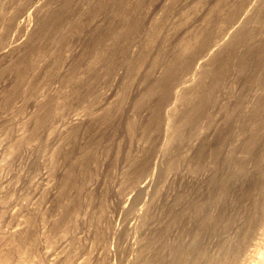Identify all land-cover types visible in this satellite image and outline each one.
Returning <instances> with one entry per match:
<instances>
[{"label":"rangeland","instance_id":"1","mask_svg":"<svg viewBox=\"0 0 264 264\" xmlns=\"http://www.w3.org/2000/svg\"><path fill=\"white\" fill-rule=\"evenodd\" d=\"M24 1L26 3L25 12L26 13L30 12L29 16L25 17V20H24L25 29H22V31L17 30V29L14 31V29L13 30L11 29L3 39L2 35L4 31L2 30L3 29L2 27L5 24V18L3 17L4 14L5 15L6 14L8 15L9 13L11 14L13 9L15 10V8H17L15 6H19V4L23 3ZM63 1L64 2L67 1L68 3H67V12L61 24L62 29L60 28L55 29L52 27L47 28L46 29L47 34L45 33L43 36L45 38L40 37L41 39H38L37 41H35V44H37V48H36L37 51L35 50L36 52H34L33 57L26 58L25 61L22 62V63L24 62L26 63L27 61V67H26L27 69H26L25 74L21 76L19 74L18 69L13 67V63H16L17 61H19L17 59L19 50L25 47L31 41L32 34L35 33L37 29H39L41 20L45 19V17L43 16L45 15L47 16V13L48 12L52 13L53 10H54L53 13L58 11V8L60 9L59 7L60 2H63ZM83 1L85 2L86 0H0V7H2L1 8L2 12L4 13L5 11L4 14L2 13L0 14V17L3 15L0 18L1 20H3V21H0V26H1L0 27V37H1L0 51L4 49L6 50V48L8 49V46H4V48H1L2 43H3L2 44L3 46L5 43L14 44V42H15L14 45H16L18 42L16 47L14 46L6 50L7 55L6 54L1 55L2 51L0 52V212L1 211L3 212L2 213L3 215L0 213L1 214L0 220L3 221V223L0 222L1 224L0 229L3 228L1 229V231H4V234L8 233L7 234L8 236L11 234V237L12 236L17 237L16 234H19L20 232L19 227L20 228L22 226L24 227V221H23L24 217L22 216H25V214L31 215L30 218L32 219V223L29 226L31 228L33 226L34 227L32 230L29 228L30 231H32L29 233L30 235L34 233L35 236L32 234L33 238L29 237L30 239H32V242L28 244L27 242H25L26 244L24 243L23 245L24 246L23 250L25 249V247L26 248L29 247V249H31V251L28 249L31 253L30 252L25 253L27 254V257L29 256L30 258V260H28V264H82V263L91 264V262L93 261L94 262L92 264L96 262H98V264H104V263L106 264V261H107V264H135L137 263V261H139L138 259L140 258L138 257L139 255L136 253V251L138 250L140 251L142 247L145 248V245H143V243L148 236L152 237L151 235L155 236L157 233L159 235L161 234L160 232H162L163 228L160 227L159 225H161L162 223H165L169 226L168 228L172 227L173 230L175 229L174 231L169 229L168 232H166L163 236L165 239L168 237H169L168 239L173 238V236L175 235L177 231L176 224L173 223L174 224V227H173V224L172 225L170 224V220L168 218L169 215L166 214L168 216L167 218H165L166 215H164L165 213H169L167 202H169L168 200L172 198L171 195L174 196L176 193L178 192L180 193L184 191L183 193H185L184 195L188 199V196L191 197V195L193 196L195 195L196 188L199 186V184L200 186L203 184L201 187L205 188L206 181L209 178L208 175L212 173V166H213L212 158L208 154H205L201 162L203 164V166H201L203 170L200 167L199 170L200 169L201 170L200 171L197 170V172H192L190 170L189 164L191 165V163H193L192 161H193L194 154L196 153L195 151L198 148V146L201 145L202 143L201 141L205 140L206 143H213L214 140H216V135L220 131H224L228 134L225 143L221 147L222 152L226 155V153L229 152L228 150L229 149L231 150L233 147L234 149L232 150H234V155L236 157L242 158L247 163V167L250 170L254 167L253 166L254 164L253 156L248 153H243L241 151V148L238 147V145L241 146V143L244 140L243 132L241 130L242 128L241 123L244 120L243 116L248 114V110L252 106V103L255 101L258 94L264 93V91L263 89L259 88L260 84L255 80V78H249L245 80L246 76L244 74H239L237 70H234L236 69V67L233 68L232 64L230 68L226 71L225 76L222 79L221 83L214 91V101L211 104L209 103L206 106L207 108L206 114L201 115L194 123H190L187 126L185 125L181 129V131L183 132V138L175 142V144L171 148L172 151L170 150L169 152H165L163 148H161L162 147L161 143H162L163 135H164L162 131L161 132L158 131L159 133L156 132L158 135H154V136L153 135L151 136V134H149L148 138H143L140 133V123L144 122L145 120H150L151 118L150 111L153 106V103H155L156 99L158 98V93L155 92L150 97L144 96L143 97L144 103H142L143 105L141 106L133 105L134 101L140 96V93H142L145 86L151 83L154 78H157L161 74V71L163 68L161 66H163V62L164 63L168 62L167 60H169V57L171 59L172 54H174L177 51L176 44L181 39V37L185 36L186 34L190 33L196 28L201 29L210 24H214V19H217L218 21L217 20L215 21L220 23L223 19L221 15L224 16V14H222L221 12H226L225 10H227V8L229 7V4L233 3L235 0L234 1L233 0H141L144 2V5H145V8L139 14L143 22L142 26L140 27L138 31L131 34L130 35L131 37L129 36V39L124 43V45H126L127 43V45L130 46L129 47L130 49H128L127 48L128 46L126 45V50L124 52L123 51L119 52L118 54L119 57L117 58L119 59L120 62H117L118 60L116 58L117 61L111 65L114 67V69H112L113 68L112 67L110 69L104 68V71L102 68L98 70V74L96 75L95 87L94 86L92 87L91 92L88 90L89 92L86 91V93H82L85 91L83 89L82 92L81 91L78 92L80 95L77 96L75 93L72 96V93L70 92L71 91L73 92L74 86H77V85H73L72 83H69L65 80L69 72L72 71L76 77L80 76L81 79H82V76L83 78H86L89 75L93 76L90 73L91 70H89V67H88L90 60L92 58L91 57L92 55L90 53L84 52L85 50H83L84 45H85L84 42L86 40L85 38L87 36V32H86L87 31L86 22L88 21L87 16H89L87 15L89 8L88 6H85ZM94 1L96 2V0ZM217 1H222L224 3L221 5V9L215 8L214 3H216ZM37 6H40V8H38L37 14H36L34 12L35 11L34 8H36ZM96 8L97 7H91L89 11H92V10L96 11ZM76 12H86L79 20L78 22L79 26L77 25V28H75L73 24L69 23L72 20H77L73 18L72 16L73 14H75L74 17H77V16L79 17V14ZM212 12H215L213 16H212ZM83 29H85V31ZM256 29L258 31V34L252 39L254 43H256L259 39L264 38V20L259 21V23H257ZM148 31L151 32L150 40L146 39V37L148 36ZM82 39H85V40H82ZM124 45L122 44V46ZM38 47H40L41 49L40 48L38 49ZM242 49L243 48L240 47L239 51ZM3 55L5 56L4 58H2ZM35 58H36V61H35ZM201 60H203L202 57L197 58L194 61L193 68L187 74H185V77L188 76L187 77L189 79L188 85L190 87L194 86L197 82V77L194 78L192 74L195 69L200 67V63L198 64L197 62ZM33 61H34V64L36 65L34 64L30 65L32 64ZM157 62H159V64ZM263 63H264V58H263ZM88 71L90 74L88 73ZM89 77H87V79H89ZM31 87H32V90H29L31 89ZM31 93L34 95H32ZM135 95H137L136 98H135ZM240 95H242L241 98H239ZM44 100H48V101L50 100V102L54 100L53 103L55 102V104L57 105H60L62 101H69L70 103L68 106L70 108H67L68 106H66L65 112L63 115H60V114L59 115L56 114L58 116L52 115L53 117L51 116V118L53 120L49 118L50 120L48 121H51L48 123L49 125L46 124L45 127L40 128L41 130L40 131L38 130V132H36V138L38 139L39 137V140H37L34 137L35 139L33 138V140L32 139L28 140L29 142L28 141L25 142L22 138L20 139V140H23L21 144L23 143L24 144L23 145L20 144L21 146L20 145L18 146L20 148L17 147L20 150L18 149L16 150L15 148L14 149L15 151L12 150L13 153H11L10 145L20 137L25 138V136H27L29 133L28 131L31 132L35 128L36 116L43 114V111L39 110L37 106H39L38 104ZM173 100L174 98L170 96L167 102L165 103L166 105L164 104L163 108L165 109L166 107L176 104ZM239 100H240V106L237 107L236 109L235 104ZM84 107H87L86 109L90 110L94 114H90V116L87 117L88 113H86L87 116L86 114H84L85 113ZM105 107L107 108V110H109L110 115L108 117V120L106 122H103L104 119H102L100 115L103 112H105V109H106ZM103 108L105 109L103 110ZM80 114L82 115L79 116ZM225 116H228L230 118L229 122L223 121ZM70 118L72 120H70ZM73 118L74 119H78V118L84 119L85 118V119L82 121V123H80L81 124L80 126L79 125L77 126V129L72 134L73 135L72 139H70L68 143H63L64 138H61V137L66 136L67 134L66 128L68 129V127H70V124L68 121H70V123H73V121H75ZM91 118H94V120L91 121L90 120ZM127 118L131 119L133 122L136 121V123L138 124L137 126H139L137 127L136 132L133 135L127 132L126 130L125 121ZM51 123L52 125L54 124L55 128L52 127ZM250 125L257 126V127L263 126L262 124H260V122L256 121L255 119L251 120ZM51 129L53 130L56 129L57 131L54 132ZM60 131L62 133H60ZM51 132L53 133L51 134ZM150 139L155 144L153 145L150 144V143H153L151 142ZM59 141L62 142L63 144H60ZM65 141L67 142L66 139ZM70 143L78 145L81 148L83 147V148H88V149L86 152L80 153L79 151L83 149L79 147L76 148V146H73V144H70ZM257 144L259 145V147L262 146V149H264L263 148L264 138L260 137L258 139ZM72 147L73 148L75 147L76 149L75 148L73 149ZM54 148H58L60 150L59 151L60 153H57V155H55L57 156L55 157V159H57L55 162V168H54V165L51 164L52 155H53L52 153L53 151L57 150V149L53 150ZM160 148L162 151L161 150L159 151ZM78 149L79 151H77ZM143 149H146V150L150 149L149 151H151V152L148 151V153L150 154V167L151 165H153L154 167L155 164H157V166L158 164L160 165L159 171L157 172L158 169L155 170V172H157L158 174H162V175H159L160 177L156 176L155 175L156 173L154 174L155 176L152 175L154 173L153 167L149 169L151 170L149 171L151 175L149 176V174H147L148 177L154 176L153 179H151V181H149L150 178L147 179L149 184L147 183L148 186L146 188L148 189V192L149 193L152 192V194H154L153 197L154 198L156 197V198L153 199L151 193L150 194L148 193L150 195L149 196L145 192L147 191L145 189V191H143V194H141L142 196L140 195L141 197L138 196L137 198L139 203L136 200L135 202H132L134 199L133 196L135 197L136 195L134 194L136 190L135 189L132 190V188L125 186L123 193L125 197L126 196L128 197H126L127 200L125 198V202H123L120 205L122 207L119 209L118 207L120 206H116V199L114 197H110L111 194L106 196L107 206L109 207L108 204L111 205L109 208L107 207V213L109 214V212L113 213L115 210L117 211H115L113 214L111 213V215L107 214L108 216L107 220L104 221L103 219V221H101L103 223L97 222L96 219L93 220V223H92L94 224L95 222V225H94L95 227L101 224L110 225V226H107V225L104 226V227H107V229L108 227L109 229H111V227L113 226L112 229L107 232V234L111 232L110 234H108L109 236L106 235L109 241L107 240L106 237H105L106 240L105 238H100V240L95 239L96 238V234L94 233L95 228L93 230L92 228L93 225H91V223H89L88 220L87 221L84 220L83 217L79 219L81 221V224L79 221L77 225L78 228L75 227L74 228L75 231L74 230L72 231L74 232V235L72 233V236L74 237L71 236L70 231H67L68 235H66L67 234L66 232H65L66 234L64 235V232L63 231L61 232V230L63 229L62 227L64 226V221H63L64 219H61V218H63L64 216V213H65L64 211L66 212L68 211L67 209L65 210L64 206H66L67 204L66 201L68 200L69 194L72 193V190L69 191L70 190L69 187L67 188L65 187L64 189L63 188L64 185H63L62 191H61L60 183L62 182H60V180L62 181L61 177H63L62 175L64 173L63 171L66 172L67 168L69 167V162H70L69 158L71 160L73 159V161L74 159H77L80 155L82 158H85L83 164L74 167V170L75 169L77 170L75 172V175L79 177L83 172L82 166H84L85 170L87 172H91V174H93L94 176V178L92 179L93 182L90 183L91 186L90 184H88L90 186L89 188L87 186V191H89L90 189V191H95V193L97 192L96 194H98V191L101 189V191H99V193L101 194V192H103L104 190L110 191L111 188H112L111 190L112 192L115 188L113 186L114 185L116 186V183L121 184L123 172L126 170L125 167H122V166H126V164H124V161L126 162V158H125L126 154L129 153V155L131 154L130 156H134L136 154L141 155ZM8 151H10L9 154L11 157L8 156ZM15 152H18V153H15ZM161 153L162 154L165 153L164 155H167V156L161 155ZM12 154H14V156H12ZM168 155H171V157H169L170 158L169 160L166 159L168 158ZM66 159H68L69 162ZM166 160H168V162ZM160 161L165 162V163L164 164L160 163ZM171 161L174 163V167L172 168V170L170 169L169 172L164 171V170L168 171V169H165L166 168L165 166H166V163L168 164ZM65 165H66V169H63L65 168ZM157 166H155L154 169H156ZM52 167L54 169V173H53ZM58 167L59 168L61 167L60 170ZM161 167L162 168L165 167V168H163L162 170ZM263 167H264V164H263ZM120 168L122 169V171ZM225 169L226 167L223 166L219 172L223 173ZM56 171L57 172L60 171V172L57 173ZM190 173H192L191 174L192 176L190 175ZM55 174L59 175V178H61V179L58 178L59 181H57L58 176H55ZM193 175L197 177L195 176L193 177ZM196 178L198 179V181ZM96 179H99V180H96ZM187 179L188 181L189 180L191 181V183L189 181L191 185L186 183ZM240 180H242L245 183L244 185L246 189L243 185V182L242 181L240 182ZM240 180L237 182L238 184L236 183V185L234 186L237 188L236 189L233 188L235 190L231 191L232 196L236 195L234 196V199L236 198L237 200L236 192H238L240 189L243 192H246V190H251L250 191L251 196L241 197L242 198V200L240 201V204L242 203L241 206L238 203V201H235L234 199H232L233 197L230 196L231 193L228 195L229 198L232 197L230 198V201H228L229 198L227 196L226 206L229 204L228 206L229 208L226 207L227 213H231L232 209L235 206H238L237 209L241 208L238 211L239 213L237 211L234 212L233 210V212L236 215L235 217H237L238 221L236 220L234 222L235 225L233 223L232 224L233 226L232 225L230 226L235 227V228L228 226L230 227V229L232 228L233 231L234 230L236 231L234 232L232 231L233 233H230L231 231L229 230L228 227L221 228V230L220 229L217 230V233L215 231H207L206 234H204L206 235L205 237L206 242L209 241L210 243L211 242L214 243L219 238L218 237L219 235H221L220 237H225V235L226 237L230 235L235 236L238 233L237 232L238 225L239 224L241 225V223L245 221L244 217L246 216H245V213H243L245 206H247L246 207L247 209L250 208L254 196L256 197L261 194V196L264 197V190L263 188H261L263 186V181H260L262 186L260 183H258V186L255 187L256 189L255 188L250 189V187L253 184L251 183L252 181L250 179L241 178ZM193 181L195 184L193 183ZM100 182H102V184ZM239 182L242 184H240ZM92 186H96V188L99 186V189L97 190ZM182 186L186 187L187 190L188 189L191 190L193 187L195 186L196 187L194 188L195 190L192 189L191 191L193 192H191L189 190L187 191ZM238 186L240 189H238ZM50 187L52 188L51 191H50ZM116 187L118 188V186ZM126 187H127V190L125 189ZM56 188H58V190ZM160 188L161 190H159ZM165 189L168 191L171 189L169 191L170 193L168 192V195ZM172 189L174 192H171ZM179 189H181V191ZM154 190L156 194L157 193L162 194L163 191L166 192V194L165 193H163L162 195L158 194L160 198L163 199L162 200L163 202L161 201V199L159 201V196L158 197L157 195L155 196ZM176 190L177 191L179 190V191L177 192ZM59 191H61L62 194ZM4 192L7 194H5ZM49 192H51V194ZM68 192L70 193L68 194ZM187 192L188 193L191 192V194L188 195L186 194ZM206 192L207 190L205 189V193ZM233 192H234V195H233ZM238 193L240 195L242 192L240 193L239 191ZM3 194L7 195L8 198L5 195L3 196ZM146 194L148 195V197ZM164 194L167 196L166 198ZM26 195L28 197H26ZM24 196L26 198H29L30 201H28L29 199H24ZM81 196H83V194H81ZM81 196L80 198H83ZM5 198L9 201L6 202L7 200ZM186 198L183 200H186ZM247 198L249 201H247ZM250 198H251V203L249 204ZM4 199H5L6 204L3 203ZM110 199L113 200V202H111ZM128 199L130 202L135 204V207H134V204L131 206L129 202L128 204H126ZM148 199H150L151 201L153 200L154 202L158 200L160 203L157 201L155 203L152 202L153 204H151V201L149 202ZM165 199H167V201ZM58 200H60L61 203H59ZM231 200L233 201L231 202ZM23 201L25 202H24V205L21 207V205L23 204L22 203ZM146 201H148L149 203H147ZM165 201H166V204H165ZM246 201L248 203H246ZM136 202H137V205H139L138 206L139 210L141 208V211L138 210V207L136 206ZM236 202H237V205H235ZM25 203H29V208L30 207L31 208L30 209L27 208L28 204L26 207ZM113 203L115 205H112ZM186 203L187 202L185 201V203H183L184 205L183 204L182 205L185 206ZM263 203H264V200H263ZM148 204L150 205V207H149V210H147V212L149 211L148 213L151 216L153 212L154 213L159 212L155 214L156 218L154 217V219H152L153 217H150L152 219V222L154 221L155 225L149 219H148L149 221L147 220V222L150 224L144 223L143 225H139L141 221L139 218L137 220L136 217H139L138 216L139 212L140 213L144 212L143 210L146 208V205L148 206ZM230 204L232 205V207L234 204V207L233 208L230 207ZM58 205H61V207ZM127 205L130 207H127ZM153 205H155L154 207L156 208H153ZM157 205L159 206L157 207ZM211 205H210L211 206L210 210L212 208H213L212 210H215L214 205L213 204ZM24 206L25 208H27V210L24 208ZM162 206L164 207L166 206L167 212L165 211L166 208ZM210 206H207V207L209 208ZM242 206L244 207L242 208ZM59 207L61 209H64L62 210L63 216H61L62 212ZM112 208L115 210H113ZM123 208L126 209L127 211L126 214L128 213L129 208H130L131 210L130 212L134 215V217L133 215L131 216L128 215L130 212L127 214L128 216L126 214H123L122 212H125V209L123 210ZM161 208L163 209V211H165V213L162 211ZM109 209H112L113 211ZM158 209H160L161 211ZM216 209H218V206H216ZM234 209H236V207ZM21 210L26 213H24V215L21 214L22 213ZM29 210H30V213L28 212ZM134 210H136V212ZM151 210L153 212H151ZM33 213L34 214L36 213V215H34ZM135 213H137L138 215L137 214L135 215ZM240 213L241 215H244V216H240L239 215ZM159 214L161 217L158 216ZM32 216H34L35 218ZM36 216L38 218H36ZM58 216H61V217H58ZM110 216H112V218ZM123 216L124 217L126 216L125 218H128V219H125V221L122 220L124 219L122 218ZM162 216L168 222H165V219ZM56 217L57 219L58 218L59 219L57 220ZM131 218L133 219L132 221L133 225L130 224L131 221L129 219ZM134 218H136L138 223L135 221ZM241 218L243 219L241 220ZM108 219L110 220V223L108 222ZM33 220H35V222ZM85 221L88 222V224L90 225L86 226L87 223H85ZM123 221L125 222V224ZM126 221H128L129 224ZM158 221L159 222L161 221L162 223L160 222V224H158L159 223ZM19 222L23 224L21 225V223ZM70 222L71 221H69L68 223L69 226L71 224ZM96 222L99 224H97ZM33 223H37L36 228H35V224L33 225ZM82 224L85 226V228H83L84 226ZM145 224L148 226H146ZM152 224L154 225L153 228L151 227ZM240 225H239V228H240ZM79 226L81 227L79 228ZM155 226L157 228H155ZM122 227L124 229H127L125 231H128V232H125L124 229H122ZM147 227L148 229L146 230ZM12 228L16 229L18 232L15 231L16 232L15 233ZM34 228H35V231H34ZM149 228L151 229L150 231H148ZM4 229H7L6 232ZM53 229H55L56 231ZM138 229H141V230H138ZM9 230H12L15 236ZM88 230H89V233L91 234L88 233L89 237H86ZM119 230L120 231L122 230L124 233L122 231H121L122 234L121 232L119 233ZM262 230H264V228ZM262 230L259 231L258 233H261V232L263 233L264 231ZM113 231H117L119 235H121V237L118 236L119 237L118 238L117 237L118 233L113 232ZM138 231H142V232H138ZM143 231H145V233L147 232V234H144ZM36 232H38L39 234ZM172 232H175V233L173 234ZM188 232H190V230ZM188 232L186 233L185 239L187 238L189 240L191 239L190 237L192 233H188ZM1 233L0 235L3 236L4 235L3 232ZM115 233H117V235ZM218 233L219 235L217 236ZM258 233L256 232L255 235L256 236L260 235ZM69 234L72 238H70ZM222 234H225V235L222 236ZM137 235L139 236V238L137 237ZM159 235H156L155 237ZM6 236H5V239H6ZM8 236L7 238L10 237ZM38 236H39V239H38ZM142 236L143 238L141 239ZM260 236H262V234ZM34 237L35 239H37L38 242H36ZM76 237L78 238L76 239ZM91 238L93 239V241ZM164 238L161 239V241L164 240ZM206 238L207 239L210 238V239L206 240ZM5 239L3 236V240H4L3 244H2V239H0V242H1L0 249L1 250L2 249L5 250V248H7L8 246V239H6V242H5ZM71 239H73L76 242L78 240L79 241L78 243H76ZM83 239H85L84 242L81 241ZM139 239H141L140 240L141 243L139 242ZM255 239H257V237H255ZM33 240H35V242ZM158 240L160 241V239ZM158 240L155 241L157 242V244H155V242H152L153 248L159 249V247L157 246L158 244L160 245L162 242L160 243L158 242ZM90 241L94 243V245L92 243L90 244ZM97 241H100V242H98L97 244ZM104 241L106 245L103 248V244H105ZM134 241L136 244L134 243ZM107 242H110V243H107ZM4 243L5 245L6 244L7 245L5 246ZM83 243L84 245L81 248L80 246L76 245L78 244L82 246ZM100 243L101 245H99ZM72 244L74 247L72 246ZM2 245H4V247ZM26 245H29V246H26ZM90 246L91 247L97 246L98 249L97 247L91 248ZM76 247L77 249L78 248L80 249H78V251H75L76 249H73V248H76ZM89 247L91 250L89 249ZM101 247L104 250L106 249L107 251L105 250L103 252ZM250 247H252V245ZM82 248L87 249V251L88 250L91 251V252L86 251L87 253L90 252L89 253L90 255L86 253L89 258H87L85 254V250ZM33 249L35 250L33 251ZM132 249H135V252ZM73 250L76 252V254ZM79 250L83 251V253L81 251L79 252ZM98 250L100 251L102 250L101 252L103 254L102 253L100 254V251ZM15 252L16 251H14V253L11 252L12 255L10 254L11 258L13 259L11 261L9 260L11 263L13 262L15 263L16 262L15 260L18 257V256L17 257L15 256L16 255ZM78 252L80 254L77 255ZM94 252H96V254L93 255ZM148 253L150 254V252L147 251L146 253L147 256H149ZM95 255H98V256L96 257ZM105 255L107 257H105ZM144 255L145 254H143V256ZM81 257H83L81 261H84V262L80 261ZM98 257H100L101 260L100 258L99 260H97ZM105 258L109 260H106ZM132 258H134L133 261H132ZM100 261L101 263H99Z\"/></svg>","mask_w":264,"mask_h":264},{"label":"bare ground","instance_id":"2","mask_svg":"<svg viewBox=\"0 0 264 264\" xmlns=\"http://www.w3.org/2000/svg\"><path fill=\"white\" fill-rule=\"evenodd\" d=\"M23 3H21V4L18 3L19 6H15L17 8H15L13 6L15 8V10L13 9V11H12V9H11L12 12H11V14L9 13L8 15L7 14L5 15L4 14L5 11L3 13L2 9H1L2 7H0V14L1 13L4 14V16L3 15L2 16L5 18V24L2 27L3 28L2 30L4 31L3 35H2L3 39L11 29L12 30L14 29V31L16 29L21 30V31H22V29H25L24 28V26H25L24 20H25V17L29 16L30 12L29 13L25 12V8H26L25 4L26 3H25V1ZM67 3H68L67 1L60 2V6H59L60 9L58 8V11L53 13V11H54L53 10L52 13L48 12L49 14L47 13V16L46 15L43 16V17H45V19L41 20L39 29H37L35 31V33L32 34L31 41L25 47H23L22 49L19 50L18 57H17V59L19 61H17L16 63H13V67L18 69L19 74L21 76H23L25 74L26 69H27L26 68L27 67V61H26V63L25 62L22 63V62L25 61L26 58L33 57L34 52L37 51L36 50L37 44H35V41H37L38 39H41L40 37L45 38L43 36L46 33L47 28L52 27L55 29H59V28L62 29L61 24H62V21L65 17L66 12H67ZM84 4H85V6H88L89 9L91 7H97L96 11H94V10L89 11V9H88L87 15H89V16H87L88 21L86 22L87 23V26H86L87 36L85 38L86 40L82 39V40H85L84 49L83 48L82 49L85 50L84 52L90 53L92 55L90 63H89V65L88 64L87 65L89 67V70H91L90 73L93 76L89 75L91 78L89 76H87V77H89V79H87V77L83 78V76H82V79H81L80 76H78V75H77L78 77H76L72 71L69 72L68 75L66 76L65 80L69 83H72L73 85H77V86H74V91L70 92V93H72V96L75 93L77 96L80 95L78 92L79 91L82 92L83 89L85 91L82 93H86V91H88V90L91 92L92 87L93 86L95 87L96 75L98 74V70L100 68H102L103 71H104V68L110 69L113 67L111 65L114 64L117 60H118L117 62H120L119 59L117 58V57H119L118 54L120 51L124 52L126 50L127 43H126V45H124V43L129 39V36L131 34L138 31L140 29V27L142 26L143 22H142L139 14L145 8L144 2L141 0H134V1L133 0H96V2L94 0H86L84 2ZM161 4H162V2H161ZM214 4H215V8L221 9V5L224 3L222 1H217ZM40 6H37L36 8H34L35 9L34 12L36 14H37V10H38V8H40ZM224 10H222V11H224ZM28 11H29V9H28ZM39 11H40V9H39ZM77 11H79V10H77ZM83 11H84V9H83ZM225 11L226 12H221L222 14H224V16L221 15L223 17V19L220 23L217 22L218 21L217 19H214V24H210V25L203 27L201 29L196 28L193 31H191L190 33L181 37V39L179 37L180 40L178 39L179 41L176 44L177 45V49H176L177 51L174 54L171 53L172 54L171 59H170V57H169V60L166 59L168 62H166V63L163 62V66H161V67H163L161 74L157 78H154V79L152 78L153 79L152 82L149 80L151 83L146 85L145 88L143 87L144 90L142 91V93H140V96L133 103L134 106H141V105H143L142 103H144V101H143L144 96L150 97L155 92L158 93V98L156 99L155 103H153V106H152L151 111H150L151 112L150 120H145L144 122L140 123V133H141V136L143 138H148L149 134H151V136L152 135L154 136V135H158L157 133L162 131V133L164 135H163V140L161 143L162 144L161 148H163V150L165 152H169L170 150L172 151L171 148L175 144V142L180 140L181 138H183V132L181 131V129L185 125L187 126L190 123H194L201 115L206 114V112H207L206 106L209 103L211 104L214 101V91L219 86V84L221 83L222 79L225 76L226 71L230 68L231 64H232L233 68L236 67V69H234V70H237V72L239 74H244L246 76L245 80H247L249 78H255V80L260 84L259 88L263 89V91H264V63H263L264 38L259 39L257 42L255 41L256 43H254L252 41V39L258 34V31L256 29L257 23H259V21L264 20V0H252V1L251 0H235L233 3L229 4V7ZM6 13H8V12H6ZM76 13L79 14V17L78 16L74 17L75 14H73L72 16H73V18H75L77 20H72V18H71L72 21L69 22L70 24H73V26L75 28H77V25L79 24L78 23L79 20L81 19V17L86 12H76ZM214 13L215 12H212V16L214 15ZM215 20H217V21H215ZM219 20H221V19H219ZM0 21H3V20L0 19ZM77 30H75V31H77ZM83 30L85 31V29H83ZM0 39H1V37H0ZM79 39H81V38H79ZM146 39L147 40L151 39V32L150 31H148V36L146 37ZM132 42H133V40H132ZM2 44H1V48H4V46H8V49H10L14 46L16 47L18 42L16 45H14L15 42H14V44H9V43L6 44L5 43L3 46H2ZM122 44L124 46H122ZM129 47L130 46H128L127 48L130 49ZM240 47L243 49L239 51ZM39 48L40 47H38V49ZM8 49L6 48V50H8ZM6 50L5 49L1 50L2 51V52L0 51L1 55L6 54ZM7 53H8V51H7ZM4 57L5 56L3 55L2 58H4ZM200 57L203 58V60L197 62L198 64L200 63V67L197 69H195V67H194L195 70L192 74L194 76V78L197 77V82L194 86L190 87L188 85V81H189V79L187 78L188 76L185 77V74H187L193 68L194 61ZM116 58H117V60H116ZM89 59H90V57H89ZM35 61H36V58H35ZM28 62H30V61H28ZM157 63L159 64V62H157ZM33 64H34V61L30 65H33ZM34 65H36V64H34ZM196 67H197V65H196ZM112 69H114V67ZM112 69H111V71H112ZM88 73H89V71H88ZM86 75H87V73H86ZM194 82H195V80H194ZM29 90H32V87ZM32 95H34V94H32ZM136 96L137 95H135V98H136ZM170 96H172L174 98L173 101L176 104L171 105L169 107H166L164 109L163 106L167 102V100ZM241 97H242V95L239 96V98H241ZM47 99H49V98H47ZM53 101L50 102V100L49 101L44 100L40 103L38 102L39 106H37V108L39 110H42L43 114L36 116V118H35L36 119V126L31 132L30 131H28L29 133L27 132L28 135L26 134L27 136H25V138L20 137L17 140H15L14 142L12 141L13 143L10 145L11 146V153H13L12 150L15 151L14 150L15 148H16V150L18 148H20L18 146L23 142V140L26 142L30 139L33 140L34 137L36 138V132H38V130L40 131L41 130L40 128L45 127L46 124L51 122V121H48V120L52 119L51 116L56 115V114L63 115L65 112V107L68 106L70 103L69 101H62L60 105H57V104H55V102L53 103ZM178 103H179V105H178ZM70 106H71V104H70ZM239 106H240V100L238 102H236L235 108L237 109V107H239ZM67 108H70V107L68 106ZM84 108H85L84 114L88 113V116L86 114L87 117H89L90 114H94L90 110L86 109L87 107H84ZM105 108H103V110ZM58 115H56V116H58ZM81 115L82 114H80L79 116H81ZM109 115H110V112L106 108L105 112H103L100 115V117L102 119H104L103 122H106L108 120ZM87 117H85V118H87ZM243 117H244V120L241 123V126H242L241 130L243 132L244 140L242 141L241 146L238 145V147L241 148V151L243 153H248V154L253 156V158H254L253 166L254 167L250 170L247 167V163L242 158L236 157L234 155V150H232V149H234L233 147L231 150L230 149L228 150L229 152H227L226 155L222 152L221 147L225 143L226 138L228 136V134L226 132H224V131L218 132V134L216 135V140H214L213 143H206L205 140H202L201 145L198 146V148L195 151L196 153L194 154V157H193V161H192L193 163H191V165L189 164V166H190V170L192 172H197V170H199V168L201 166H203V164L201 162H202V159L204 158L205 154H208L212 158V161H213L212 173L209 174L210 176L208 175L209 178L206 181L205 188L201 187L203 184L201 186L199 184V186L196 188L195 195L194 196L191 195V197L188 196V199L185 197V195H184L185 193H183L184 191L180 192V193L178 192L179 190L181 191V189H179L178 191L176 190L178 193L175 192L176 194L174 196H172L170 194L172 198L168 200L169 202H167L169 213H165V211L167 212L166 206L165 207L162 206V207L166 208V210L164 209L165 211H163L162 208L161 209L165 213V214L163 213L164 215H166V214L169 215V217L166 215L165 218H167V217L169 218L170 224L171 225L173 223L176 224V226H177L176 230L177 231H176V233L172 232L173 234L175 233L173 238L168 239L169 238L168 237L165 239L163 237L164 234L166 232H168L169 229L170 230H173V229H172V227L168 228L169 226L167 224L162 223L160 221L162 223L161 224L162 226L161 225H159V226L163 228L162 232H160L161 234L159 235L157 233L156 235H159L157 237H155L156 235L155 236L151 235L152 237L146 236L147 238L144 241V243L142 241L143 245H145V248L144 247H142L141 249L138 248V249H140V251L139 250L136 251V253L139 255L138 257L140 259H138L139 261H137V263H135L136 262L135 261L134 262L135 264H264V232L258 233L259 231H261L264 228V203H263L264 199H262L264 197H262L261 194L259 196L253 197L252 204H251L250 208L248 207L249 209H247L246 208L247 206H245L246 209L244 208V210H243V213H245V216H246V217H244L245 221L242 222L241 225L239 224L240 228L238 225L237 228L239 230L237 229L238 233L236 235L234 233L235 236L230 235V236L226 237V235H225L227 233V231H226L225 234H222V236L225 235V237H220L221 235H219V233H218L217 236L219 235L218 236L219 238L214 243H212V242L210 243L209 241L208 242L205 241L206 235H204V234H206L207 231H215L217 233V230H219V229L221 230V228H226V227L232 225L237 220V217H235L236 215L234 212H236V211L238 212L241 208L237 209L238 206H235L237 209L236 210V209H234L235 208L234 204H233L234 208L230 204V207L233 208L231 211L232 214L227 213L226 207L229 208L228 207L229 204L226 206V203H227V196L230 193H231L230 196H232L231 191H234L237 188L234 186L236 185V183L241 178H244V179L248 178L252 181L251 183H253V184L250 187V189H254L255 187L258 186V183H260V181H263V186L260 183L262 186V187L261 186L260 187L263 188V190H264V167H263L264 149H262V146L259 147V145L257 144L258 139L260 137L264 138V132H263L264 131V93L258 94L257 98L252 103V106L249 108L248 114L243 116ZM84 119L83 118L74 119L75 121H73V123H70V121H68L70 124V127L67 126L68 129L65 127L66 132H67L66 136L61 137L59 135L61 138H64V140L62 139L64 141L63 143H68L70 141V139H72V136H73L72 134L77 129V126L81 125L80 123H82V121ZM252 119H255L256 121L260 122V124H262L263 126L262 127L251 126L250 122ZM70 120H72V119L70 118ZM90 120L92 121V120H94V118H91ZM223 121L229 122L230 118L228 116H225ZM125 122H126L125 127H126L127 132H129L133 135L136 132L137 127H139V126H137L138 124L136 123V121L133 122L129 118H127ZM51 125H52V123H51ZM88 126H86V127H88ZM52 127H54V124L52 125ZM51 130L54 132L57 131L56 129H54V130L51 129ZM61 131H62V129H61ZM61 131H60V133H62ZM52 133L53 132H51V134ZM22 138H23V140H20ZM65 139L67 140V142L65 141ZM37 140H39V137ZM151 142H153V141L151 140ZM63 143L60 142V144H63ZM73 143H74V141H73ZM73 143H70V144H73ZM23 144H21V145H23ZM42 144H43V142H42ZM150 144L153 145L155 143L153 142ZM73 146H76V148H78V147L81 148L80 146L75 145V144H73ZM161 148L159 149V151L161 150ZM263 148H264V146H263ZM55 149H57V150H55ZM81 149H83V150L79 151V149H78L77 151H79L80 153L81 152L83 153V152H86L88 148L82 147ZM18 150H20V149H18ZM53 150H55V151H53V153H52L53 154L52 155V163L51 162L50 163L52 165H54V168H55V162L57 160V159H55V157H57L55 155H57V153H60L59 152L60 150L58 148H54ZM149 150L150 149H148V150L143 149L142 154L141 155L136 154L137 156L136 155L130 156L131 154L129 155V153L126 154V156H125L126 162L123 160L124 164H126V166H122V167H125L126 170L123 172L121 184L116 183V186H118V188L114 185L113 187H115V188L112 192H111V190H112V188H111L110 191L104 190L103 192H101V194L99 193V191H101V189L98 191V194H96L97 192L95 193V191H90V189H89V191H87V186H88V188L91 186L90 183L93 182L92 179L94 178V176H93V174H91V172H87L85 170L84 166H82V169H83L82 174L79 177L77 175H75V172L77 170L76 169L74 170V167L83 164L85 158H82L80 155L77 159H74V161H73V159L71 160L69 158V160H70V162H69L68 159H66L69 162V167L67 166L68 168H67L66 172L63 171L64 172L63 174L61 172L63 177H61L62 181L60 180V182H62V183H60V185H61L60 190L62 191V187L64 185L63 188L65 189V187L66 188L69 187V189H70L69 191L72 190V193L68 192V194L70 193L68 196V200L67 201L65 200L67 202V204L64 203V204H66V206H64V207H65V210L67 209L68 211L67 212L64 211L65 212L64 216H63V212H62V210H64V209H61L60 208L61 205H58V206H60L59 208L61 209V212H62L61 216H63V218H61V219H64L63 220L64 226L62 227L63 229L61 230V232L63 231L64 235L66 233H67L66 235H68L67 231H70L71 236H72V233L74 235V232H72V231L74 230L75 227H77L78 222L80 221L79 219L81 217H83L84 220H86V221L88 220L89 223H91V225H93L92 226L93 230L95 228V230H94L95 231L94 233L96 234L95 239L100 240V238H105V237L107 238L106 235L111 233V232H109L107 234V232L110 231L113 226L111 227V229H109V227L107 229V227H104L107 224H105V225L101 224V225H98L96 227L94 226L95 222H94V224H92L93 220H95V219L99 223L101 221H103V219H104V221L107 220V218H108L107 207L108 206L106 204V196L111 194L110 197H114L116 199V206H120L123 202H125V198L128 197V196L125 197V195L123 193L124 187L128 186L129 188H132V190L135 189L137 192V193L136 192L134 193L136 195H135V197L133 196L134 199L132 198L133 199L132 202H135V200L138 202V200H137L138 196L143 194V191H145V189L147 190L145 192L147 194L149 193L148 189L146 188L148 186L147 183L149 184L147 179L150 178L149 181H151V179H153V177L155 175L156 176L162 175V174L157 173L159 171L160 165L158 164V166H157V164L154 163L155 164L154 167L157 166V168L154 169L153 165H151V167H153V170H154V171L152 170L154 172V173L152 172L153 173L152 175H154L155 173L156 174L153 177L151 176L152 178L147 176V174H149V176L151 175L149 172V171H151V170H149V169H151V167H150V154L148 153ZM149 152H151V151H149ZM9 153H10V151H8V156L11 157ZM15 153H18V152H15ZM164 154L161 153V155H164ZM12 156H14V154H12ZM164 156H167V155H164ZM169 157H171V155H168V158H166V157L165 158L169 160L170 159ZM190 159H192V158H190ZM168 160H166V161L168 162ZM160 163L164 164L165 162L160 161ZM223 166H225L226 169L223 173H221L219 171ZM165 167H163V168L168 169V171L167 170H164V171L169 172V170L170 169L172 170V168L174 167V163L172 161L169 162L168 164L166 163ZM60 168H59V170H60ZM163 168H162V170H163ZM52 169H53V167H52ZM63 169H66V165H65V168H63ZM63 169H61V170H63ZM56 170H58V169H56ZM155 170H157V172H155ZM202 170H203V168H202ZM121 171H122V169H121ZM58 172H60V171H58ZM53 173H54V169H53ZM61 174H60V176H61ZM191 174L192 173H190V175ZM55 176H58L57 181H59V179H61V178H59V175L55 174ZM194 176L195 175H193V177ZM195 177H197V176H195ZM96 180H99V179H96ZM242 180H240V182ZM189 181L187 179L186 183L190 184L191 181H190V183H189ZM197 181H198V179H197ZM245 181H247V180H245ZM100 183L102 184V182H100ZM193 183H194V181H193ZM88 184H90V186ZM240 184H242V183H240ZM244 184L245 183L243 182V185ZM54 185H55V183H54ZM98 185H99V183H98ZM57 186H59V185H57ZM239 186H241V185H239ZM239 186H238V189H240ZM92 187H94L97 190L99 189V186L97 188H96V186H92ZM182 187H184V186H182ZM191 187H193V186H191ZM191 187H189V188H191ZM195 187H193L192 189L195 190L194 189ZM244 187H245V185H244ZM100 188H101V186H100ZM129 188H128V190H129ZM184 188L187 190L186 187H184ZM233 188H235V189H233ZM51 189L52 188L50 187V191H51ZM56 189L58 190V188H56ZM125 189L127 190V187ZM205 189L207 190L206 193H205ZM245 189H246V187H245ZM92 190H94V189H92ZM159 190H161V188ZM182 190H184V189H182ZM188 190L191 191L190 189H188ZM61 191H59V192H61ZM166 191H167V195H168L169 191L168 190H166ZM239 191H240V193L242 192L240 195L238 193ZM239 191L236 192L237 193V200H236V198L234 199V196H236V195H234V192H233L234 196H232L233 198L232 197H230V198L234 199L235 201H238V203L240 204V201L242 200L241 197L251 196V192H250L251 190H246V192H243L240 189ZM257 191H259V190H257ZM171 192H174L173 189ZM191 192H193V191H191ZM191 192L190 193L187 192L186 194L189 195V194H191ZM49 193L51 194V192H49ZM150 193L152 194V192H150ZM154 193H155V196L157 195V197L159 195H162L163 193L166 194V192H164V191L162 192V194L161 193L156 194L155 190H154ZM5 194H7V193H5ZM5 194H3V196ZM56 194H54V195H56ZM61 194H62V192H61ZM81 194H83V196H81ZM8 195H9V193H8ZM27 195H26V197L29 196V195L28 196ZM148 195H147V197H148ZM153 195L154 194H152V197H153ZM170 195H169V197H170ZM5 196L8 198L7 195H5ZM80 196L83 198H80ZM123 196H124V198H123ZM26 197L24 196V199H29ZM59 197H61V196H59ZM166 197L167 196L165 195V198ZM184 197L186 198V200H183V199H185ZM97 198H99V199H97ZM145 198H144V200H145ZM149 198H151V197H149ZM155 198L153 197V199H155ZM228 198H229V196H228ZM230 198L228 201H230ZM1 199H3V198H1ZM5 199H4L3 203H5ZM160 199H161V201L163 200L159 196V201H160ZM167 199H165V200L167 201ZM244 199H243V201H244ZM126 200H127V198H126ZM148 200H149V202L151 201L150 199H148ZM8 201L9 200H7L6 202H8ZM28 201H30V199ZM58 201H59V203H61L60 200H58ZM58 201H57V203H58ZM157 201H155V202H157ZM166 201H165V204H166ZM185 201L187 203L185 204V206H183L184 205L183 203H185ZM232 201L233 200H231V202ZM247 201H249L248 198H247ZM247 201H246V203H248ZM24 202L25 201L22 202L23 204L21 205V207L24 205ZM111 202H113V200H111ZM128 202L130 203L131 206L134 204V203L130 202L129 199H128L126 204H128ZM137 202H136V206L138 207L139 205H137ZM146 202L149 203L148 201H146ZM152 202L155 203L152 200L151 204H153ZM250 203H251V198H250L249 204ZM27 204H28V207H27ZM211 204L214 205L215 210H212L213 208L210 210V208L212 206ZM241 204H240V206H241ZM25 205L27 208H29V203H25ZM108 205H109V207L111 206L110 204H108ZM112 205H115V204L113 203ZM215 205L218 206V209H216ZM235 205H237V202ZM154 206L155 205H153V208H156ZM158 206L159 205H157V207ZM207 206H210V207L208 208ZM121 207L122 206H120L118 208L120 209ZM127 207H130V206L127 205ZM134 207H135V204H134ZM149 207H150L149 204H148V206L146 205L145 209L142 207L144 209L143 210L144 212H141V213L139 212V215L137 213H135V215L137 214L139 216V217L135 216L137 218V220L139 218L141 221L139 225H143L144 223L150 224L147 222V220L149 219L152 222V219H154L155 214L159 213V212L154 213L151 210V212H153L152 216H151L148 213L149 211L147 212V210H149ZM243 207L244 206H242V208ZM24 208H25V206H24ZM24 208H22V209H24ZM27 208H25V209L27 210ZM112 209H109V210H112ZM124 209L125 208H123V210ZM132 209H134V208H132ZM113 210H115V209H113ZM127 210H128V208H127ZM138 210H139V207H138ZM158 210H160V209H158ZM233 210H234V212H233ZM115 211H117V210H115ZM130 211L131 210L129 208L128 213ZM134 211L136 212V210H134ZM139 211H141V208ZM28 212L30 213V210ZM126 212L127 211L125 209V212H122V213L126 214ZM240 212H242V211H240ZM0 213L2 214L3 212L1 211ZM24 213H26V212L22 211L21 214L24 215ZM111 213L109 212L108 215H111ZM34 215H36V213ZM128 215L131 216L133 214L130 212ZM239 215L244 216V215H241V213ZM30 216L31 215H29V214H25V216H22V217H24L23 218L24 227L23 226L21 228L19 227L20 232H19V234H16L17 237H13V236L11 237V234L9 235L10 236L9 237L7 235L8 233L4 234V231H1V229H3V228L0 229V233L3 232V234H4L3 235L4 239H5L6 235L9 237V238H7V236H6V239H8L7 248H5V250L0 249V264H28V260H30V258H29V256L27 257V254H25V253L30 252L31 249H29V247H27V248L25 247V249L23 250V247H24L23 245L25 242H27V244L32 242V239H30V238H33L32 234L34 235V233H32L30 235L29 232H32V231H30V229L31 230L33 229L34 224H35V228H36V224H37V223H33L32 228L29 226L32 223V219L30 218ZM37 216H36V218H38ZM61 216H58V217H61ZM112 216H110V217L112 218ZM158 216H160V214ZM32 217H34V216H32ZM125 217L123 216L122 218H124V219H122V220L125 221V219H128ZM133 217H134V215H133ZM150 217H153V218L151 219ZM136 218H134V219L138 223ZM56 219H57V217H56ZM131 219H129L131 221L130 224H132V221H133V219L132 220ZM242 219L243 218H241V220ZM35 220H33V221L35 222ZM69 221H71L70 226L68 225ZM86 221H85V223H87L86 226L90 225ZM112 221H113V219H112ZM128 221H126V222H128ZM155 221H157V220H155ZM0 222L3 223V221H1V220H0ZM108 222L110 223L109 219H108ZM160 222L158 224H160ZM165 222H168V221H166V219H165ZM19 223H21V222H19ZM99 223H97V224H99ZM101 223H103V222H101ZM152 223H154V221ZM239 223H240V221H239ZM22 224L23 223H21V225ZM80 224H81V221H80ZM124 224H125V222H124ZM128 224H129V222H128ZM163 224H165L166 226ZM174 224H173V227H174ZM154 225H155V223H154ZM154 225L152 224V226L151 225L150 226L153 228ZM234 225H235V223H234ZM0 226H1V224H0ZM81 226H79V228ZM107 226H110V225H107ZM146 226H148V225H146ZM232 226H230V227H232ZM230 227H228L229 230L231 231L230 232L228 230L230 233H233L234 231H236V230H234V231L232 230V228H235V227H232L231 229H230ZM35 228H34V231H35ZM83 228H85V226ZM155 228H157V227L155 226ZM7 229H4L5 232ZM55 229H53V230H55ZM122 229H124V228L122 227ZM133 229H134V227H133ZM147 229H148V227L146 228V230ZM59 230H58V232H59ZM91 230H90V232H91ZM125 230H127V229H124V231ZM138 230H141V229H138ZM150 230L151 229L149 228L148 231H150ZM189 230H190V232H188ZM191 230H192V232H191ZM9 231L12 232V230H9ZM13 231L15 232L17 230L13 229ZM36 231H37V229H36ZM117 231H113V232H117ZM121 231L119 230V233ZM158 231H156V232H158ZM262 231H264V230H262ZM14 232H12V234ZM122 232H121V234H122ZM125 232H128V231H125ZM138 232H142V231H138ZM187 232L192 233L191 237H190L191 239H189V240L187 238H186L187 240L185 239ZM256 232L260 235L262 234V236H260V235H258L259 237L256 236L255 235ZM36 233H38V232H36ZM88 233H89V230L87 232L86 237H89ZM92 233H93V231H92ZM117 233H115V234L117 235ZM119 233H118L117 237L118 236L121 237V235H119ZM143 233L147 234V232L145 233V231H143ZM150 233H152V232H150ZM76 234H77V232H76ZM89 234H91V233H89ZM112 234H114V233H112ZM37 235H36V237H37ZM3 236H1L2 238L0 237V239H2V244L4 241ZM69 236H70V234H69ZM71 236H70V238L74 237V236H72V237ZM143 236L141 237V239L143 238ZM189 236H190V234H189ZM203 236H204V238H203ZM137 237L139 238L138 235H137ZM208 237H210V236H208ZM255 237H257V239H255ZM77 238L78 237H76V239ZM106 238H105V240H106ZM163 238H164V240L161 241V239H163ZM6 239H5V242H6ZM34 239H35V237H34ZM38 239H39V236H38ZM141 239H139L140 243H141V241H140ZM158 239H160V241ZM209 239L206 238V240H209ZM35 240H36V242H38L37 239H35ZM35 240H33V241L35 242ZM71 240H73V239H71ZM102 240H104V239H102ZM107 240H108V238H107ZM135 240H136V238H135ZM157 240L160 243L162 242L160 245L158 244V246H157V247H159V249L152 247V245H153L152 242H155ZM73 241H72V243H73ZM78 241L77 242L74 241V242L78 243ZM81 241L84 242L85 239H83ZM92 241H93V239H92ZM98 242H100V241H97V244H98ZM91 243L92 242L90 241V244ZM104 243H105V241H104ZM107 243H110V242H107ZM134 243H135V241H134ZM92 244L94 245V243H92ZM155 244H157V242H155ZM4 245H5V243H4ZM4 245H2V246L4 247ZM76 245L80 246V248H81V247H83L84 243L82 244V246L78 245V244H76ZM99 245H101V243ZM105 245H106V243L103 244V248L105 247ZM251 245H252V247H250ZM0 246H1V242H0ZM26 246H29V245H26ZM35 246H36V244H35ZM72 246H73V244H72ZM90 247H89V249H90ZM92 247L96 248L94 246H92ZM80 248H78V249H80ZM84 248H82V249H84ZM103 248H102V250L104 252L106 249L104 250ZM73 249H76L75 251H78L77 247L73 248ZM97 249H98V247H97ZM34 250L35 249H33V251ZM84 250H85V254H86L91 249L88 251H87V249H84ZM132 250L135 252V249H132ZM14 251H16L15 256L16 257L18 256V257L15 260L16 261L15 263L13 261H12L13 263H11L10 261L13 260L11 258V255H12L11 252L14 253ZM80 251L81 250H79V252ZM93 251H95V250H93ZM98 251H100V250H98ZM101 251H100V254L102 253ZM147 251L150 252V254L148 253L149 256H147V254H146ZM79 252L77 253V255L80 254ZM81 252L83 253V251H81ZM89 253H87V254H89ZM75 254H76V252H75ZM87 254H86V256H87V258H89ZM94 254H96V252H94L93 255ZM143 254H145L146 257H145V255L143 256ZM91 255H92V253H91ZM98 255H95V256L97 257ZM100 257H98V259L97 258L96 259L99 260ZM103 257H102V259H103ZM105 257H107V256L105 255ZM134 257H135V255H134ZM82 258L83 257H81L80 261L82 260ZM133 259L134 258H132V261H133ZM100 260H101V258H100ZM106 260H109V259H106ZM81 262H84V261H81ZM87 262H89V261H87ZM93 262H91V264ZM96 263L98 264V262H96ZM96 263H94V264H96ZM99 263H101V261ZM102 263H103V261H102ZM106 264H107V261H106Z\"/></svg>","mask_w":264,"mask_h":264}]
</instances>
